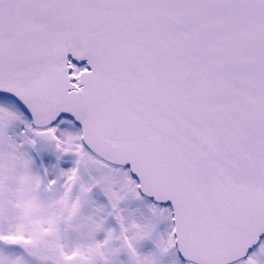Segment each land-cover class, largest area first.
Listing matches in <instances>:
<instances>
[{"label":"snow or ice","instance_id":"snow-or-ice-1","mask_svg":"<svg viewBox=\"0 0 264 264\" xmlns=\"http://www.w3.org/2000/svg\"><path fill=\"white\" fill-rule=\"evenodd\" d=\"M0 264H264V0H0Z\"/></svg>","mask_w":264,"mask_h":264}]
</instances>
